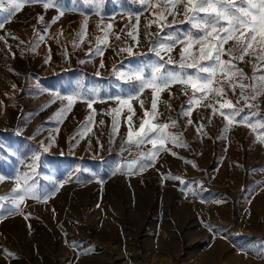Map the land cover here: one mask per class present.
I'll return each mask as SVG.
<instances>
[{
  "label": "rangeland",
  "instance_id": "1",
  "mask_svg": "<svg viewBox=\"0 0 264 264\" xmlns=\"http://www.w3.org/2000/svg\"><path fill=\"white\" fill-rule=\"evenodd\" d=\"M59 3L65 15L55 23L58 13L46 11L42 3L26 4L13 16L0 12V22H5L0 29V145L6 148L0 154V176L5 177L0 197L9 196L15 178L24 173L32 176L38 195L49 197L46 202L26 198L19 212L10 199L0 206V264H264V256L256 254L264 241V144L250 128L233 124L225 131L223 117L203 106L208 100L193 106L190 116L181 115L192 93L189 88L186 95L183 85L174 84L157 93L152 122L169 124L167 131L182 134L187 147L166 143L175 155L160 152L149 161L141 154L146 156L151 144L136 146L126 139L129 125L138 129L145 110L151 111L152 90L131 101L133 115L115 97L99 99L97 87L79 82L81 73L90 82L112 78L119 91L128 89L119 97L136 94V82L121 79L119 73L142 70L148 77L152 65L169 56L179 62V43L170 54L161 53L163 61L149 49L157 42L169 43V34L184 39L190 26L181 23L183 6H178L176 23L169 15L166 23L172 26L160 32L156 23L146 27L158 9L139 0H104L101 16L82 6V0L77 12L69 9L78 0ZM85 18L81 39L77 34ZM97 37L102 38V55L96 52ZM232 46L233 41L225 44ZM129 47L137 55L121 51ZM235 63L251 77L257 61L246 55ZM259 63L258 74L264 72V61ZM165 66L180 71L178 63ZM77 91L82 99L58 121L56 114L67 100L55 94ZM239 93V88L235 94L227 89V98L235 104ZM246 93L251 97L250 90ZM249 103L258 105L264 117V94ZM237 107L249 111L243 100ZM173 120L176 127H171ZM36 153L40 160L33 174L27 165ZM132 161L137 164L130 170ZM140 165H145L143 171ZM167 176L179 179L163 178Z\"/></svg>",
  "mask_w": 264,
  "mask_h": 264
},
{
  "label": "snow or ice",
  "instance_id": "2",
  "mask_svg": "<svg viewBox=\"0 0 264 264\" xmlns=\"http://www.w3.org/2000/svg\"><path fill=\"white\" fill-rule=\"evenodd\" d=\"M144 5L146 4L148 9H158L154 11L152 15L156 17L155 20H149L146 27H150L156 23L160 32H163L165 27H171L166 23L167 17L171 15L173 17L172 24L176 23L175 17L181 15L177 11L178 6H183V17L181 23L189 25V31L185 34L183 40H180L174 35L165 36V40L169 43L157 42L150 52H154L155 55L161 60L164 57L161 53L170 54L174 50V46L179 43L183 45L180 50L179 62L174 61L169 56V59L164 63H157L152 65L151 74L145 77L142 70H136L130 73H119L121 79L127 81L136 82L138 90L136 94L129 95L127 98L115 97L118 101L120 108L128 106V111L133 115L134 110L131 107V101L138 99L139 95L143 93L145 89H151L153 94L151 111L145 110L144 117L142 119L139 128L133 129L131 124L127 134L126 142L139 146L141 144H151L152 150H150L146 156L144 153L141 157L148 159L149 161L155 160V157L160 152H170L175 155L170 149L166 148V143H171L173 146L187 147L181 139L182 134H175L167 131L170 127L169 124H156L152 120L156 116L157 109V93L165 90H169L172 85L180 84L185 87V94L187 95V89H191V95L188 97L187 104L189 107L184 109L182 107L181 115L190 116L192 107L198 106L203 103L204 100H208L209 103L203 105L204 107L211 108L213 114H219L227 122L225 125V131L229 126L233 124L242 125L251 129L256 134V140L264 144V117L260 116L258 105L249 103V99L256 100L259 95L264 94V72L258 74L260 67V61H264V0H139ZM30 3H42L43 8L47 10H55L58 15L52 18V23H55L60 17L65 15V9L61 7L59 0H0V12L8 13L9 16L15 15L21 11V9ZM7 5V6H5ZM104 5V0H82V6H86L91 9L95 15L101 16V8ZM80 3L78 0L77 6H74L69 11H79ZM84 15V13H81ZM7 18H5L6 20ZM137 25L139 23V16L136 17ZM44 17H38V22H43ZM163 21L164 23H157ZM5 22H0V29H3ZM87 18H85L84 24L81 26V32L77 34L79 38H83L86 34ZM107 29H111L112 25L108 24ZM100 28V24L97 25ZM47 28H45V31ZM104 31L103 29H101ZM34 32L38 35L40 41H43L45 37L40 35L39 32L34 29ZM62 34V33H61ZM159 32L157 35L159 36ZM104 35L107 36L108 32L104 31ZM131 35V33H129ZM15 39V37H13ZM0 39L4 37L0 36ZM98 46L96 52L101 54L99 48V42L101 37L96 38ZM119 39V36H117ZM229 41H233V46L225 48V44ZM73 46L76 44L73 42ZM125 51L129 56L137 55L132 49H121ZM246 55L255 56L257 63L253 66V75L248 77L245 75L242 69L238 68L235 61H244ZM227 56L228 59H223ZM47 63V60L45 61ZM83 63L84 61H80ZM180 71H169L166 68V64H177ZM103 67V63L100 65ZM185 69H192L191 72L185 71ZM99 75V73H97ZM219 75V79H218ZM244 80H251L253 83L245 84ZM15 88V85H13ZM240 89V99L234 104L231 99L227 98V89H231L235 94L236 89ZM246 90H250L252 95L246 93ZM200 94L199 96L197 94ZM57 99L67 100L65 108L61 109L56 114L58 121L64 116V114L71 110L73 103L82 99L80 92H74L72 95L60 96L55 94ZM243 100L245 106L249 109L245 112L244 108L237 107ZM215 104H219V108L215 107ZM88 102V107L92 108V103ZM141 107L143 102L141 101ZM169 107H171L169 105ZM120 108L114 111L118 115ZM227 109V111H224ZM239 118V119H237ZM91 116L88 117L90 121ZM131 115L128 120L131 121ZM101 123H103L101 121ZM188 124H192V120H188ZM177 122L173 120L171 127H176ZM117 127L115 117H113V129ZM202 127L197 131L201 132ZM43 147V146H42ZM6 148L4 145H0V154H4ZM43 151L47 152V148H43ZM40 160L39 153H36L32 157V163L27 167L34 174L37 162ZM137 164V161H132L129 165V169ZM141 171L144 170L145 165H140ZM164 179H179L178 177L167 176ZM5 177L0 176V182ZM16 186L12 189V193L9 196L0 197V206L4 201L11 200L13 207L19 212L20 205L26 198H32L36 200L43 199L44 202L49 198L47 195L41 196L37 194L35 181L32 180V176L29 173L18 175L16 178ZM32 181L29 183V181ZM181 183H184L181 180ZM5 254L11 256L12 253H8L5 250ZM256 254L264 256V241L260 242V246L256 248Z\"/></svg>",
  "mask_w": 264,
  "mask_h": 264
},
{
  "label": "crops",
  "instance_id": "3",
  "mask_svg": "<svg viewBox=\"0 0 264 264\" xmlns=\"http://www.w3.org/2000/svg\"><path fill=\"white\" fill-rule=\"evenodd\" d=\"M75 73V72H74ZM81 73V72H79ZM69 75H72L71 72ZM81 75H83L84 79L83 81L79 78V82H82L84 85H88V86H93V87H97V89L94 91L96 93H98V98L99 99H108V100H113V97H117V96H125L128 93V89H123V91H119L118 87H119V83L117 84L116 80L112 79V78H98V81H87V77H85L84 73H81ZM112 77V76H111ZM70 78V77H69ZM71 79L67 80L68 86L70 85ZM116 83V84H115ZM80 87L81 83H80ZM125 88H127L125 86ZM86 94V93H85ZM84 97H86L84 95Z\"/></svg>",
  "mask_w": 264,
  "mask_h": 264
}]
</instances>
